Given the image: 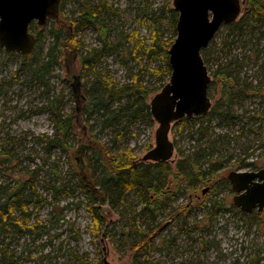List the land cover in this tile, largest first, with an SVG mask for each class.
I'll return each mask as SVG.
<instances>
[{
	"label": "rangeland",
	"instance_id": "374dc122",
	"mask_svg": "<svg viewBox=\"0 0 264 264\" xmlns=\"http://www.w3.org/2000/svg\"><path fill=\"white\" fill-rule=\"evenodd\" d=\"M103 1L110 39L121 45L102 58L95 69L82 65L81 59L101 47L104 40L102 30L86 22L71 30L82 46L76 61H70L60 44L56 50L58 62L47 83L31 76L30 70L21 65L20 55L7 51L0 55V148L7 146L14 156L13 161L6 159L0 164V208L18 182L26 183V191L34 200H42L29 205V224L45 223L49 230L38 239L15 233L0 235V256L8 246L10 254L20 257H26L29 248H38L32 253L34 260L25 264H104L105 256L113 264H264V209L240 210L233 203L235 192L228 180L232 171L264 166V90H257V83L264 80V25L246 28L249 33L240 36L231 24H224L206 47L212 107L208 114L198 116L202 118L192 117L184 130L177 122L172 124L170 139L175 151L170 163L174 170L168 181L174 198L164 199L165 207L156 212L155 219L143 211L142 198L134 191L118 208L105 202L104 223L100 231L95 230L87 196L77 186L81 184L76 151L80 131H72L66 148H46L45 136L55 133L51 100L55 108L73 113L86 125L84 133L98 143L115 151L131 150L136 160L142 161L155 146L158 123L153 117H142L104 127L98 114L89 119L88 88L103 76L112 78L116 88H121L137 74L149 91L150 105L169 77L156 72L165 66L163 58H151L144 50L134 53L135 43L137 39L150 41L156 27L165 37L173 36L167 10L173 7V0ZM244 1L238 20L245 17L248 0ZM98 3L67 0L61 14L76 19L81 10ZM50 28L51 24L41 28L36 21L31 27L34 35L42 29L45 51L54 42ZM252 30L254 34H250ZM253 57L254 62L250 61ZM93 155L91 149L83 154L89 172L99 166ZM242 161L254 165L241 168ZM52 184L59 188L57 194ZM214 205L221 209L215 211ZM137 213H141L137 219L142 230L150 233L147 245L136 244L132 223ZM47 255L50 259L43 258ZM23 263L20 258L18 264Z\"/></svg>",
	"mask_w": 264,
	"mask_h": 264
},
{
	"label": "trees",
	"instance_id": "16d2710c",
	"mask_svg": "<svg viewBox=\"0 0 264 264\" xmlns=\"http://www.w3.org/2000/svg\"><path fill=\"white\" fill-rule=\"evenodd\" d=\"M66 3L67 0H61V9L65 7ZM105 6L106 3L103 0H99L97 5L81 10L76 19L63 17L60 12L59 17L50 22V32L54 36L52 46L46 51L44 50V44L41 41L42 29H40L35 34L37 43L33 55L29 58H22L21 65L26 66L30 70L32 77L40 80L42 83H47V76L51 74L55 63L58 62V53H56V50L60 44V50H66L70 61L72 63L76 61L78 50L82 46L71 30L77 27L79 23L86 22L90 25L98 26L102 30L104 40L101 47L93 48L81 59L82 65L95 69L102 58L111 52L117 51V47L121 45L119 42L113 44L110 39L108 24L105 22L103 16ZM167 10L170 15L169 21L173 28V36L165 37L160 27H156L151 33L150 41L136 40L133 52L144 50L151 58L162 57L165 61V66L157 69L156 72L162 73L164 76L170 78L171 66L168 51L177 35L176 24L178 11L173 7H168ZM244 13L245 17H241L230 25L231 28L237 30L240 36L249 33L246 28H260L264 25V0H248ZM31 27L32 24L30 25V29ZM262 33L264 34V31ZM250 34H254V30ZM255 50L257 60L259 61L260 49L257 48ZM4 51L3 48H0V55ZM206 52L207 49L204 48L202 50L203 58ZM9 54L14 55L12 52ZM250 61L254 62L255 58H251ZM262 71L260 70V72ZM227 75L229 74L227 73ZM114 84L115 81L112 78L104 76L97 77L92 82L88 88L91 96L87 110L90 114L89 119L93 115L98 114L103 118L102 124L106 127L119 124L122 121H137L142 117L152 118L148 103L149 91L143 86L137 74L131 83L121 88H116ZM257 86L258 91H263L264 80L257 83ZM125 97H128L127 101L121 103ZM54 102L51 100L49 110L53 118L55 133L51 136H45L44 142L48 150L53 147L66 148L67 140L72 131L74 129L80 131L77 132L76 142L78 148L76 151L78 153L77 159L79 162L77 166L81 184L77 186L87 196V205L89 206L95 230L97 232L100 231V227L104 223L105 214L102 208L103 204L109 202V205L113 208H118L120 205L126 203L127 196L133 191L142 198L144 204L143 211H147L151 219H155L156 212L165 207L164 199L174 198L175 191L170 190L171 183L168 181V177L173 175L174 170L170 161H138L131 150L122 149L115 151L112 147L98 143L91 135L86 132L84 133L86 129L85 124L78 121V118L73 113L64 112L63 107L55 108ZM194 117L202 118L198 116ZM190 120L191 118H183L177 121L179 129L184 130ZM88 149L93 150L94 162L99 165L94 167L91 172H89L88 165L83 157V154ZM6 159L13 161L14 156L8 150L7 146H3L0 148V164ZM244 164L248 166L254 165V163L239 162L240 166H244ZM262 164L264 165V163ZM92 165H95V163ZM179 168L178 171L181 173L183 170L181 167ZM183 172L181 173L182 175H184ZM191 174L189 173V176ZM199 174L203 176L204 173ZM17 184L16 187L9 191L7 200L0 208V235L15 233L18 236L33 235L35 239H38L49 230L46 228L45 223L29 224L31 213L28 211V208L31 203L38 205L42 200H34L33 195L26 191V183L18 182ZM51 187L55 190V194H57L59 188L57 189L56 185L53 184ZM60 188L64 191L65 185ZM213 208L215 211L221 209V207L216 205ZM140 214L137 213L132 223L134 234L138 238L136 244L147 245L149 243L150 233L142 230L137 219ZM59 235L56 234L55 237ZM37 250L38 248H29L30 252L28 255L26 257H20L10 254L7 246L3 249L4 255L0 256V264H18L20 258H22L23 264L28 263L34 260L32 253ZM43 258L50 259V255Z\"/></svg>",
	"mask_w": 264,
	"mask_h": 264
},
{
	"label": "water",
	"instance_id": "95a60500",
	"mask_svg": "<svg viewBox=\"0 0 264 264\" xmlns=\"http://www.w3.org/2000/svg\"><path fill=\"white\" fill-rule=\"evenodd\" d=\"M244 0H173L178 11L177 35L169 48V81L150 101V112L158 123L155 146L143 161H172L175 151L170 139L172 124L183 118L203 116L212 107L208 89L212 80L202 55L224 24L238 20ZM61 0H0V48L29 58L36 48L30 25L45 28L59 17ZM76 78V77H75ZM228 179L240 194L234 204L246 212L264 209V167L232 171ZM204 190L203 192H205ZM104 264H113L105 256Z\"/></svg>",
	"mask_w": 264,
	"mask_h": 264
},
{
	"label": "flooded vegetation",
	"instance_id": "af4514ba",
	"mask_svg": "<svg viewBox=\"0 0 264 264\" xmlns=\"http://www.w3.org/2000/svg\"><path fill=\"white\" fill-rule=\"evenodd\" d=\"M211 78H212V77H211ZM211 81H212V80H211ZM210 83H211V82H210ZM209 86H210V85H209ZM208 90H209V89H208ZM243 167H244V166H241V168H243ZM262 167H264V166H262ZM262 167H261V168H262ZM259 169H260V168H259ZM259 169H258V170H259ZM237 171H238V170H237ZM239 171H241V170H239ZM228 180H229V179H228ZM229 182H230V180H229ZM230 183H231V182H230ZM231 185H232V183H231ZM232 188H233V185H232ZM233 190H234V189H233ZM234 192H235V196L238 195V194H240V193H242V191H241V192H237L236 190H234ZM235 196H234V197H235ZM233 203H234V198H233ZM234 205H235V204H234ZM237 207H238V206H237ZM238 208H239L240 210H242L240 207H238ZM257 210H258V209L255 208L252 212H255V211L257 212ZM242 211H243V212H246V211H244V210H242ZM258 211H259V210H258Z\"/></svg>",
	"mask_w": 264,
	"mask_h": 264
}]
</instances>
